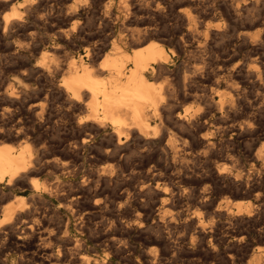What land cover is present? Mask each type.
<instances>
[{
    "label": "bare ground",
    "instance_id": "1",
    "mask_svg": "<svg viewBox=\"0 0 264 264\" xmlns=\"http://www.w3.org/2000/svg\"><path fill=\"white\" fill-rule=\"evenodd\" d=\"M127 1L130 3L129 0H126V1L123 0V2L125 4H123L121 2L122 3V8H121L122 12H121V14H118L116 16H112L113 14H111L109 12L110 5H108L107 7L105 6L107 8L105 12L106 13L107 12L110 13V14H108V16L104 15L105 16V19H104L105 21L104 22L106 23V25L108 27H111L110 25H112V24L115 25L116 21H120V26H121L120 28H122L121 34L116 39H114L112 41L111 52H109V53L104 52L103 48H101L97 52H95L92 48H88V49L86 48L84 53H79L76 56L71 57V56H68L66 54V52H65V50L63 48H64V46H67V45L71 44L73 41H75V38L77 37V35L79 33H78V31L75 30L74 25H69V26L68 25L67 26L64 25V26H62L63 25L62 22L63 23L64 22L70 23L71 21H73L75 23V20H73V17L75 16V14H76L75 12H77V10L75 11L73 9H70L69 12L63 11V13L66 12V14H65V18L62 19L61 21H60V19L58 20V19H56L54 17H47V16H45L46 15L45 13H44L45 15H43V16H45L44 19H42V17L41 18L38 17L37 20L38 21L40 20L39 22L42 21L44 27L49 26L50 29H51V33H49L50 34L49 37L46 38V41H50L51 43L50 44H46V42L44 40H42V38L41 39L38 38L37 34L34 33V31H28L27 32L28 27L30 25V24L28 25V21H27V20L30 19V15H29L28 12H29V10L31 8H33L35 6L34 3L29 1L31 3L28 2L29 4L18 5V4H14L13 2H10V0L9 1L8 0H0L1 9L2 8L3 9H7V8L11 9L10 12L3 13V16L1 18V21H0V25L2 26V30H1L2 31V35L1 36H3L5 40H7V38L13 37L14 35H17L18 33H22V32L26 33V36H24L26 41L24 40L25 41L24 43H22L23 41L22 42L20 41L21 44L19 43V45H14L13 43L6 42V46L7 45L12 46L11 48L14 50V52H13L14 53L13 54L14 58H16L17 56H20V55L28 56L30 53H35V52L39 51L41 53V59L36 60V62L31 64V68H30L31 73L33 71L36 72L37 74H39V76L43 77V79L48 80V82H50V84L55 83V81H54L55 77H57L58 75H62L61 82L59 84L55 85V89L60 94V96L64 99L65 104H67L70 109L79 112V115L77 116L76 119L73 117L75 119V121H72V122H74L75 139L74 140L72 139V141H70L68 143H63V144H60L59 146L55 147L54 144L53 145H52V143L49 144L48 141L47 142H45V141L44 142H40V141H38L37 139L34 138V135L32 133L33 130H31L28 127L27 122H26V119H28L29 116H28V118L25 119L24 118L25 116H23V113H22L24 108H26L28 113H30L32 110H34V113L32 115L31 121H33V122L35 120L39 121L38 117L41 114H43L42 112H43L45 107L43 108V106H41L39 104L40 106H36L38 111H35L36 110V109H34L35 108V104H32L30 102V100H29V97H27L25 95V92H26L25 89L18 90V91L13 90V89H9L8 91H6V89L9 88V87H7L6 89L4 88L6 92H4V93H2L0 95V101L4 103L2 108H1V111H0V138L7 139V140H12V141L16 140L18 142L17 145L11 144V143H8V142H1L0 143V196H3L4 194H6V196H10L11 195V196H13L12 198H14V197L16 198L17 195L14 194V193L15 192L17 193V190H21L24 187H28L31 190L30 199H31L32 204H30V205L34 206V211H35V216L37 217V221H38V218H39L40 221H41V224H43V225L45 223H47L49 219L45 220L44 215L42 213H41L42 214L41 215L40 212L37 211L38 209L36 210V205L40 206L41 203H45V201H47V200L49 202H58V204H60V203H62V201H60V200H63L65 202L66 208L69 207V211H70V208H71V209H73L72 212H74L75 211L74 205H76V203H78L80 198L84 197V193L83 192H78V193H76L75 196H71V197L69 195H61V194L58 193V189L60 188V187L58 188L59 182L58 183L56 182L55 184H48V185H46L48 182L46 184H45V182H43V184L41 185V183H38V182L34 181L33 179H35V177L31 178L30 175L33 174V172L36 170V166H38L39 164H43L45 166L51 165V166H53V167H55L57 169L65 170L67 173H71L74 176V175H77L79 172H81L80 169L83 168L84 164H88L89 165L92 162H94L93 160L97 158V156H98L97 153H99V151L101 149H103V151H104V155L102 156V158H107V157H109V158L113 157L114 158V157L117 156L118 153H120V157H122V155L124 156L125 152H127L129 150H133V149L134 150L138 149L137 153L140 156H143V155L147 154L148 152H153V154H155V155L157 154L158 156L163 157L165 160H169L170 163L173 166L183 165L185 163H187V166H188L189 161L197 160V159L198 160L199 159L200 160H204L208 164V163H210L209 161H210L211 156L214 157V154L218 150H221V151L223 150V153H225V154L221 155V156H223L225 159H230V157H229L230 156V153H229L230 151L228 152V150L225 149V147H226L225 144L226 143H224V139H223L225 136H227V135L230 136L229 139H231V140H233L234 138H245V136L251 135L252 132L254 131V129L252 128V125L250 127V126H247V124L243 125V124H235L234 122L232 123V121H231L232 117H231V120H230V116L232 114H230L229 112L232 109V106L236 105L235 103H237L239 101V100L237 102L235 101L236 97H237L235 95V93H237V91H235L236 89H232L231 91L229 90L230 91L229 93L226 92L227 94H229V95H227L228 97H224V95L222 97L219 94L220 97L217 100H215L213 98L214 96L213 97L210 96V98H207L204 95L201 96V94L199 96H197L198 94L197 95H194V94L190 95L189 94L188 96L183 97L180 102H177L178 100L177 101L175 100V97H177V95L174 93V92H176V90L173 89V86L171 87V86H168V85H164L165 83L156 84L155 82L157 80L156 81L154 80L155 82L153 81V78L156 75L161 74L163 72H168V71L171 70L170 64H171L172 60H171L170 56H168L167 53L163 49H161V47H159L160 45L158 46V45L155 44V43H157V41L155 43L154 42L153 43H149V40L151 38V31H153V26L144 25L142 28H138V26H139L138 25L137 28H133L132 27V23L136 24V22H139V21L143 22L142 21L143 20V16H142V18H140V17L137 16L139 13L137 15L132 14L130 12V10H129L131 8V7L129 8V6H128L129 3L126 4ZM142 1L144 3L142 5L143 8H140L141 7L140 6L137 10H139V12L143 11L144 12L143 14H145V16H147V18H148V16L149 17L150 16L153 17V12H154L153 11V9H154L153 8V0H142ZM178 1H180V0H178ZM180 2L178 3V5L180 4ZM253 2H255V0ZM236 3H238V2H236ZM243 3H245V1ZM35 4H36V1H35ZM173 4H174V1H173ZM198 4H199V2H198ZM133 5H135V4H133ZM195 5H196V3H195ZM226 5H228V4H226ZM244 5L246 7L247 3H245ZM252 5H253V3H252ZM37 6H38V4H37ZM228 6H230V5H228ZM47 8H44V11ZM37 9H39V7H37ZM60 9L57 12H60ZM110 9H112V8H110ZM159 9H161V8H159ZM193 9H196V6H195V8L193 7ZM47 10H46V12H47ZM154 10H156V8ZM199 10H200V8H199ZM163 11H165V10H163ZM199 12H201V11H199ZM211 12H212V10H211ZM248 12H250V11L248 10ZM31 13H33V12H31ZM42 14H43V12H42ZM158 14H160V13L158 12ZM176 15H177V13H176ZM194 15H191V14H184L183 15L182 14V16H181L183 24L186 25V29H185L186 33H184L185 34L184 37L186 39L193 38V40L199 41L198 39H200V38L202 39V36L200 35V33L202 31L200 33H198L199 31H197V30H199L198 28L200 27V22L198 21L200 19L197 20L195 18L196 15L195 16ZM34 16H36V15H34ZM56 16H58V15H56ZM111 17H114V18H111ZM178 18H180V17H178ZM33 19H35V18H33ZM95 19H96V17H95ZM144 19H145V17H144ZM114 20H116V21H114ZM60 23L62 25H60ZM176 23H178V22H176ZM136 25H134V26H136ZM39 26H41V25H39ZM80 27L82 29V26H80ZM101 30H103V29H101ZM108 30H110V28ZM183 30H184V28H183ZM45 31H43V32H45ZM107 31H106V33H107ZM84 32H85V29H84ZM110 32H111V30H110ZM193 32H196V33H193ZM206 32H205V34H206ZM94 34H95V32H94ZM91 35H92V33H91ZM240 35H242V34H240ZM110 36L111 35H109L108 38ZM78 38H79V36H78ZM208 38H209V33H208ZM245 38H246V36H245ZM245 38H243V40ZM60 39L64 40V44L62 45L63 47L59 46L60 45V43H59ZM157 39H159V38H157ZM178 39H179V37H178ZM249 40L250 39H248V41ZM208 41H209V39H208ZM184 43H185V40H184ZM197 43H199V42H197ZM203 43H201V45H203ZM240 43H242V42H240ZM96 44H98V43H96ZM261 44H264V43H260V45ZM105 45H107V44H105ZM127 45L134 46V48H133L134 51L131 52V53L127 52L126 51ZM180 45H182V44H180ZM248 45H249V43H248ZM86 46H87V44H86ZM178 47H179V45H178ZM184 48H186V47H184ZM7 49H8V47H7ZM94 49H95V47H94ZM205 50L206 49L204 47V52H205ZM4 51H5V49H4ZM177 51H179V50H177ZM190 51H193V50H190ZM178 53H180V52H178ZM5 55H7V54H5ZM102 56H103V58L101 60H99V58H101ZM206 57H208V56H206ZM209 57L213 58V56H210V55H209ZM4 58L5 57H3V59ZM19 61H20V59H19ZM263 64H264V62H263ZM10 65H9V67H10ZM211 65H212V63H211ZM187 66H188V64H187ZM258 66L259 65H257V67ZM191 68H193V67H191ZM214 69H215V67H214ZM220 69H218L217 71H219ZM229 69H230V67H229ZM211 70H213V69H211ZM225 70H226V68H225ZM259 70H260V67H259ZM202 71L204 72V70H202ZM253 72H255V71H253ZM256 72H258V71L256 70ZM25 73H27V71ZM195 73H196V71H195ZM230 73H231V71H230ZM199 74H200V72H199ZM246 74H247V72H246ZM249 74H251V72H249ZM249 74H247V75H249ZM254 74H252V76ZM258 74L260 75V73H258ZM197 75H198V73H197ZM200 75H202V74H200ZM210 75L211 74H209V76ZM217 75H218V73H217ZM159 76H161V75H159ZM228 77H229V75H228ZM260 77H261V75H260ZM183 81H184V79H183ZM206 81H208V79ZM166 82H167V80H166ZM168 82H170V81H168ZM212 82H213V78H212ZM183 83L184 82H182V84ZM231 83H232V81H231ZM166 84H168V83H166ZM174 84H175V82H174ZM216 85H215V87H216ZM228 85H229V83H228ZM232 85H234V84H232ZM12 86L14 87V84ZM41 86H42V84H41ZM43 86H44V83H43ZM15 87H17V86H15ZM178 87L179 86L177 85L176 88H178ZM233 87L234 86H232V88ZM260 87H261V85H260ZM181 88H184V86L181 87ZM195 88H196V86H195ZM198 88H199V86H198ZM213 88H214V86H213ZM219 88H221V87H219ZM212 90L213 89L211 88V91ZM178 91L179 90H177V92ZM183 91H184V89H183ZM209 91H210V89H209ZM208 92H206V93H208ZM216 92H217V90H216ZM186 93H188V92H186ZM210 94H212V93L210 92ZM45 95H47V94H45ZM53 95H55V94L53 93ZM34 99H36V98H34ZM188 100H192V102H197V107L194 108V107L184 106V103L186 101H188ZM207 100L210 101L209 107H206L207 109H202V105L201 104L202 103L204 104V101L206 102ZM44 101H45V99H44ZM61 102H62V100H61ZM240 102L243 103L241 100H240ZM240 102H238V103H240ZM46 104L47 103H45V105ZM61 104H63V103H61ZM203 108H205V107H203ZM263 108H264V106H263ZM259 109L261 110V108H259ZM61 111H60V113H61ZM223 113H225L226 116H222ZM62 114H64V113H62ZM233 114H235V113H233ZM216 115L219 116V118H218L219 122H215L216 119H214V118L216 117ZM236 115L237 114H235V116ZM68 117H69V115H68ZM55 118H56V116H55ZM49 119H51V117ZM235 119H234V121H235ZM55 123L57 124L58 122H55ZM251 124H252V122H251ZM57 128H56V130H57ZM179 128L184 130V133L182 132V135H180V136H182L181 138H180L179 135L176 136V134H177L176 130L177 129L179 130ZM51 130H54V129H51ZM203 130H204V132H202ZM97 136H100V143H99L100 145L99 146L95 145V143H91V141ZM178 137H179L180 140L178 139ZM70 139H71V137H70ZM253 139H254V137H253ZM39 140H41V139H39ZM248 140H249V138H248ZM4 141H6V140H4ZM233 144H234V142H233ZM195 146H199L200 149L199 150H195L194 149ZM263 147L264 146H261L260 148L256 149L255 152L252 154V158L256 162L254 164H259L261 161L264 162V149H263ZM245 148H247V147H245ZM233 150L234 149H232V151ZM217 153H216V155H217ZM218 155H219V153H218ZM136 156L137 155H135V157ZM67 157H72L74 160L72 159V162H70L67 159ZM132 157H134V156L132 155ZM147 157H148V155H147ZM220 158H222V157H220ZM128 159H129V157H128ZM79 160H80V163L77 165V161H79ZM129 160H127V161H129ZM135 160H137V159H135ZM159 160H160V158H159ZM234 160H235V158H234ZM230 161H231V159H230ZM236 161L238 162L239 160H235V162ZM219 163H220V161H219ZM99 164H100V162H99ZM141 164H142V162H141ZM107 165H108V163H107ZM110 165L111 164H109V166ZM113 165L114 164H112V166ZM226 165H228V164H226ZM231 166H229V167H231ZM233 166H236V165H233ZM200 167H202V166L200 165ZM206 167H209V166H206ZM226 167L219 166L218 168H211L208 171H209V174L212 176V178L219 179L220 181L222 180V181L226 182L227 184L234 185L236 187V189H237V187H244L245 191L240 193V195H244V196L245 195H250L251 196L252 192L254 191L255 188H257V187L259 188V186L264 185V180L263 179L262 180L261 179H257V181L256 180H255V182L253 181L254 183H251L253 177H252L251 171H249V170L244 171L245 170L244 169V170H240L239 171V170H235L232 167L231 168H228V166H226ZM242 167H244V166L242 165ZM111 168H109L106 165H103V166L100 165V167L89 168L85 173H83L81 175V182H79V183H81V187H80L81 190L80 191L89 190L90 187L95 182L99 183V182H102L105 179H107V180L111 179L113 176L115 178L118 177L119 176L118 171L116 172V171L113 170V168L112 169ZM197 168H196V170H197ZM170 169H171V167H170ZM161 171H162V167L158 166L157 164L153 165L151 167L149 166V168H147L145 170H143V168H135V167L130 169V170H128L125 167L124 170L120 171L121 173H125L126 177L129 178L130 180H132V182L134 184L131 186V188L126 189V192H124L125 193V196H124L125 197V203H124L125 206H123L122 209H118L119 210L118 214L113 215V217L110 219V222H109V220H107L109 222V225L101 233V236H100V238H104V243L105 244H104L103 247L109 248L116 257H119L120 259H122V262H121L122 264H155L156 261H154V257H153V251H154L153 250L154 249L153 246L150 247V245H149L148 246L149 248H147V249L136 248L137 246L133 247L132 246V242H131V234H133V233L142 234L143 232L144 233L145 232L146 233L147 232L154 233V235L151 236V237H148V238L145 237L146 239L144 240L143 244H151L153 242H156V243H164L165 245H168L169 244L168 240H167L168 236L166 237V235L162 231V228L168 227V226H171V225H172V227H173V225H174V227L175 226L178 227V225H181V224H184V223L185 224H191V223L193 224V223H195V225H196L195 231H196L197 236H202V238H207L208 239V243L206 245V248H207V250L211 251L212 254H215V257H216V255H220L225 260L224 262L227 263V264L228 263L232 264L237 257H239L238 261H242V260L246 259L249 248L247 249V245H246L247 243H246V240L244 238V234H243V237H240V238L235 237L234 235H233L234 237L232 236L233 239H232V242L230 244L232 245V247H234L233 248V252L232 251L231 252L228 251V253H225V252L222 251V249L220 247H221V244H222L224 239L223 238H220V239L217 238V228H219L218 226H221L219 224L218 220L220 218L224 217V218H226V219H228L230 221H234V223H239V224L242 223L244 220H247V221L248 220H253L258 215V213L262 209H264V196L260 192H255V193H253V196H252L253 200L251 199L252 200L251 202L250 201L243 202L241 200L237 201V199H236V201H233L234 200L233 199L232 200L233 202L229 203L228 201L226 202L224 200L225 202H223V201L220 200L221 202H219L218 204L215 203L216 205H214L215 207H214L213 211L211 210L212 212H208L209 210L206 208V203L209 202V201L211 202V200H209V201L207 200V202H203L202 203L203 211H200V212L199 211H194V212H199L198 214L188 215V216L182 218L183 216H181V214H182L181 213V214H177V216L173 215V217L175 216L176 219H172V218L167 217L166 214H165V212H166L165 211V206H166V201L168 199L167 193L165 191V189L167 187L166 186L167 184L164 181V178H163V175H162ZM178 173H181V172H178ZM192 173H194L193 170H192ZM205 173H206V171H205ZM171 175H174V174H171ZM256 175H257V173H256ZM258 175H259V173H258ZM258 175H257V177H258ZM56 176H57V174H56ZM140 176L143 177L142 180H138L139 179L138 177H140ZM191 176H193V174ZM56 179H58V178H56ZM59 179H61V178H59ZM189 179H190V177H189ZM112 181L114 182L116 180L112 179ZM105 182L106 181H104V184H105ZM107 183H109V182H107ZM173 183H175V182H173ZM65 184H67V183H65ZM97 184H95V185L97 186ZM219 184H221V183H219ZM191 186H189V187H191ZM168 187H169V185H168ZM208 187H209V185H208ZM170 188H171V186H170ZM232 188H234V187H232ZM203 189H205V188H203ZM226 189H227V187H226ZM150 190H154L155 192L161 194V198H162V201H159V202H162V203H161L160 207L157 209V211H155V212H153V206L152 205L149 206L151 203L150 204L148 203L149 207H145L141 203L143 198L146 196V194H148L150 192ZM260 190H261V187H260ZM94 191H96V190H94ZM61 192H63V191H61ZM205 192H207V191H205ZM88 193H90V192H88ZM187 194H188V192H187ZM196 194H197V192H196ZM180 195H181V193L179 194V197H181ZM202 195H204V194H202ZM207 195H208V193H207ZM21 197L22 196H20V198L18 197L16 199H14L13 201L9 200V201H12V202H10L8 204H4V206L1 205L2 207L0 208V239H2V236H3V238H4L3 240H5L7 238L9 240H11L12 236H13L12 235L13 234L12 233L13 230H15V229L17 230V228H18L17 224L22 222L21 225L19 226V230L22 233H25V234L28 235L27 240L24 241V239H23V241H22L23 242V244H22L23 248L22 249H25V251L27 253H29L30 261L33 264H108V263H110V262H108V259H106V257H107L106 255H105L104 258H99V257H95V256L91 255L90 254L91 252L89 253L90 248L87 247V244H85L87 241H85L84 238L77 237L78 236L77 234H74L75 236L73 237V239H72V237L68 236V240H70V241L72 240V243H73L72 248L71 247L67 248L66 246L60 247V245H56L57 251L58 252L61 251L62 253L60 252L61 255L60 256L58 255V256H56L54 258L52 256V253H48L51 250V249H49L48 246L34 243L35 238L38 239V240L44 241V242L47 240V242H48V241L51 240V237L53 235L50 236L49 233H48L47 236H42V233H41L42 230H41V232L39 231V227L40 226L39 227L37 226V224L33 221L34 219L26 221L25 216L30 215L32 209H31L30 205H25L24 204V201H23V199H21ZM135 198H138V199L140 198V202L137 203L135 201L136 204H134L135 202L133 203V201H134ZM200 198H202V197H200ZM5 199H6V197H5ZM120 199H121V196H120ZM189 199H191V198H189ZM192 199H193L192 201H194L193 197H192ZM229 199H231V198H229ZM96 200H94V201H96ZM119 201H121V200H119ZM149 201H150V199H149ZM144 202L146 204L147 201L144 200ZM167 202L169 203V200ZM171 203H169V205ZM28 204H29V202H28ZM95 204L96 203H94V205ZM180 206L182 207V205H179V207ZM42 207H43V204H42ZM83 208H82V210H83ZM170 208L166 207V209H170ZM187 209H188V207H187ZM194 209H196V208H194ZM47 210H48V208H47ZM78 210L80 211V209H78ZM155 210H156V208H155ZM174 210H176V209H174ZM178 211H180V210H178ZM79 214H80V218L83 219V217L85 215L81 214V213H79ZM168 214H170V213H168ZM174 214H175V212H174ZM209 216H210L211 219L208 220V221H211V224L209 226H207V224H209L208 221H207V218ZM54 218H55V215H54ZM100 219H99V221H100ZM67 220H68V218H67ZM86 221H87V219H86ZM230 221H229V223H230ZM91 222L92 221H90V223ZM48 223L50 225V222H48ZM64 224H67V223L64 222ZM64 224H62V225H64ZM57 225H59V224L57 223ZM105 225H107V224H105ZM187 226H186V228L189 229V227H187ZM74 227L77 229L79 234L82 233V232H85V228L86 227H85L84 223H80V221H79V223L77 222L76 225H74ZM46 228H48V227H46ZM59 228H60V226H59ZM61 228H62V226H61ZM165 229L167 230L169 228H165ZM218 230H220V229H218ZM117 231L120 232V234L122 236L123 235L124 236L123 237H121V235L120 236H116L115 233ZM186 231L184 229V232H186ZM237 231H240V228H238ZM259 231L260 232H264V225L259 228ZM164 232H166V231H164ZM177 232H180V230L177 231ZM99 233H100V231H99ZM169 234L174 236V233L170 232ZM240 234H242V233H240ZM62 235H64V236L68 235L67 225H65V229L63 230V234ZM180 237L177 236L176 238L179 239ZM221 237H223V236H221ZM189 238H190V236H189ZM189 238H187V239H189ZM17 239H19V238L17 237ZM191 239H192V237H191ZM13 240H15V239H13ZM57 240H58V238H57ZM176 241H178V240H176ZM171 242H175V241L171 240ZM204 242H206V241H204ZM204 242H203V244H204ZM133 243H134V241H133ZM177 243H175V244H177ZM199 243H200V241H199ZM263 243H264V241H263ZM3 244H5V243H3ZM134 244H136V243H134ZM172 244H170V245H172ZM142 246H139V247H142ZM177 246H179V245H177ZM180 247H182V245ZM172 248H174V247H172ZM202 248H204V247H202ZM187 249H188V247H187ZM110 250H109V252H111ZM186 250H185V252H186ZM241 250H242V252H241ZM1 251H2V249L0 248V254H1ZM72 251H74V252H72ZM165 251H167V250H165ZM199 251H200V249H199ZM188 253H190V252H188ZM106 254H108V253H106ZM173 258L174 257H172V259ZM179 258H180V261H181V257H179ZM191 258H193V257H191ZM12 261H14V260H12ZM170 261H171V259H170ZM170 261H168V262H170ZM248 262H250L249 264H264V247H260L258 249L253 250L251 252V255H250V261H248ZM185 264H186V262H185ZM188 264H189V262H188ZM216 264H217V262H216ZM219 264H221V263H219Z\"/></svg>",
    "mask_w": 264,
    "mask_h": 264
},
{
    "label": "rangeland",
    "instance_id": "2",
    "mask_svg": "<svg viewBox=\"0 0 264 264\" xmlns=\"http://www.w3.org/2000/svg\"><path fill=\"white\" fill-rule=\"evenodd\" d=\"M9 1V0H8ZM34 3V7L29 10V15L30 19L28 21V31H34V33L37 34L38 38H42L46 42V44H50V41H46V38L49 37V33H51V29L49 26L44 27L43 22H39L37 19L38 17H42V19L47 17H54L56 19H62L65 18L66 12H69L70 9L77 10L75 12V16L73 17V20H75V23L71 21L70 23L62 22L60 25L62 26H69V25H74V28L76 31H78V35L75 38V41H73L71 44L64 46V50L68 56H76L79 53H84L85 49L87 48H92L95 52L100 50L101 48L104 49V52H111L112 48V41L116 39L122 32V28H120V21H116V24L110 25L111 27H108L106 23L104 22L105 16L108 14H113L112 16H116L118 14H121V8H122V3L123 0H10V2H13L14 4L18 5H25L29 4L31 2ZM36 1V4H35ZM43 1V2H42ZM69 1V2H68ZM71 1V2H70ZM126 1V0H124ZM130 3L127 1L126 4L129 6V10L132 14L137 15L138 17L142 18L143 16V22H136L132 23L133 28H142L144 25H150L153 26V31H151V38L149 40V43H155L156 45H160L161 49H163L168 56H170L172 62L170 64L171 70L168 72H163L161 74L156 75L153 78V81L157 80L155 83L156 84H163L168 85V86H173V89L179 90L177 93L174 92L177 97H175V100L177 102H180L183 97L190 95H197L199 96H205L207 98H210V96H214L213 98L217 100L220 96L219 94L223 97H228L227 93H229L232 89H236L237 93H235L236 97V102H240V100L243 103H235L236 105L232 106V109L230 110V120L232 117V123L234 122L235 124H247V126L252 125V128L254 131L252 132L251 135L245 136V138H234L233 140L229 139L230 136H225L224 143L225 144V149L228 150L230 153V159H225L223 156L225 153H223V150H218L214 154V157L211 156L210 158V163H206L204 160H191L188 163L183 164V165H177L173 166L169 160H165L163 157L158 156L157 154H153V152H148L147 154L140 156L137 150H129L124 153V156L120 157V153L117 154L116 157H107V158H102L104 155L103 149L97 153V158L94 159L91 164H84L83 168L80 169L81 172H79L77 175L67 173L65 170L57 169L51 165L45 166L43 164H39L36 166V170L33 172V174L30 175L31 178L34 181L43 184L45 182L46 185L48 184H55L56 182H59L58 185V193L61 195H69L75 196L76 193L78 192H83L84 197L80 198L78 203L74 205L75 211L69 207L66 208L65 202L63 200L62 203L58 204V202H49L48 200L45 201V203H41V205H36V210L42 213L45 217V220H48L49 223H45L44 225L41 224L40 219L35 216V211H34V206L30 205L32 204L31 199H30V194L31 190L28 187H24L21 190H17V193L15 192L14 194L17 195L16 198L23 199L25 205H30L31 206V213L28 216H25L26 221L32 220L37 224L39 227V231L41 232L42 230V236H47L49 233L51 237V240L47 242V240L41 241L35 238L34 243L40 244V245H46L51 249L48 253H52V256L55 258L56 256H60L61 253L57 251L56 245H60V247L66 246L67 248H72V240H68L69 237L75 236L74 234H77V237L84 238L85 241H87L85 244H87V247L90 248L89 253L95 257L99 258H104L105 255L107 256L106 259H108V264H122V259L119 257H116L113 252L104 246V238H100L101 233L107 228L109 225L110 219L113 217V215L118 214L119 210L122 209L123 206H125V193L126 189L131 188V186L134 184L132 180L126 177L125 173H121L120 171L124 170L125 167L130 170L132 168H143V170L149 168V166L153 165H158L162 167V175L164 178L165 183L167 184L166 186L169 187L165 189L169 203L166 201V206H165V214L167 217L176 219L175 216L177 214H181L183 216L182 218L188 216V215H194L198 214L200 211H203L202 209V203L207 202V200H211V202L206 203V208L209 210L208 212H212L214 209V205L218 204L219 202H233V201H243V202H248L253 200V193L255 192H260L264 196V185L259 186V188H255L254 191L252 192V195H240V193L245 191L244 187H236L231 184H227L224 181H220L219 179H214L212 176L209 174V171L211 168H218L219 166L226 167L228 168H234L235 170H249L252 173V181L251 183H254L255 180L257 179H263L264 180V162L261 161L259 164H254L256 163L255 160L252 158V154L255 152L256 149L260 148L261 146H264V1L263 0H153V17L147 18L145 14H143V11L137 10L140 6V8H143L142 5L144 4L142 0H129ZM142 1V2H141ZM156 1V2H155ZM171 1V2H170ZM174 1V4H173ZM247 3V6L245 7V3ZM247 1V2H246ZM29 2V3H28ZM47 2V3H46ZM58 2V3H57ZM75 2V3H74ZM78 2V3H77ZM109 2V3H108ZM122 2V3H121ZM180 4L178 5V3ZM199 2V4H198ZM238 2V3H236ZM251 2V3H250ZM261 2V3H260ZM108 3V4H107ZM142 3V4H141ZM160 3V4H159ZM186 3V4H185ZM194 3V4H193ZM196 3V5H195ZM221 3V4H220ZM253 3V5H252ZM38 4V6H37ZM48 4V5H47ZM70 4V5H69ZM135 4V5H133ZM184 4V5H183ZM192 6H191V5ZM230 6H228V5ZM240 4V5H239ZM53 5V6H52ZM74 5V6H73ZM110 5L109 12L106 11V7ZM168 5V6H167ZM175 5V6H174ZM225 5V6H224ZM252 5V6H251ZM259 5V6H258ZM44 6V7H43ZM50 6V7H49ZM106 6V7H105ZM136 6V7H135ZM173 8H172V7ZM196 9H193V7ZM233 6V7H232ZM237 8H236V7ZM257 6V7H256ZM39 7V9H37ZM48 7V8H47ZM59 7V8H58ZM72 7V8H71ZM105 7V8H104ZM135 7V8H134ZM242 7V8H241ZM249 7V8H248ZM36 8V9H35ZM44 8H47L44 11ZM61 8V9H60ZM68 10H67V9ZM161 8V9H159ZM165 8V9H164ZM171 8V9H170ZM200 8V10H199ZM210 8V9H209ZM33 9V10H32ZM60 12H57L59 11ZM247 9V10H246ZM11 9H1L0 7V21L3 16V13L5 12H10ZM87 10V11H86ZM165 10V11H163ZM208 10V11H207ZM212 10V12H211ZM248 10L250 12H248ZM43 14H42V12ZM63 11H66L63 13ZM91 11V12H90ZM101 11V12H100ZM156 11V12H155ZM160 14H158V12ZM201 11V12H199ZM2 12V13H1ZM33 12V13H31ZM38 12V13H37ZM41 12V13H40ZM51 12V13H50ZM53 12V13H52ZM134 12V13H133ZM172 12V13H171ZM190 12V13H189ZM46 15H45V14ZM56 13V14H55ZM78 13V14H77ZM106 13V14H105ZM162 13V14H161ZM172 15H171V14ZM177 13V15H176ZM200 13V14H199ZM221 13V14H220ZM182 14H191V15H196V19L200 22V27L198 28L200 35L202 36V39H198L199 41L193 40V38L186 39L184 37V33H186V25L183 24L182 21ZM203 14V15H202ZM236 14V15H235ZM238 14V15H237ZM240 14V15H239ZM248 14V15H247ZM36 15V16H34ZM42 15V16H41ZM45 15V16H43ZM58 15V16H56ZM60 15V16H59ZM91 15V16H90ZM101 15V16H100ZM105 15V16H104ZM194 15V16H195ZM200 15V16H199ZM78 16V17H77ZM103 16V17H102ZM157 16V17H156ZM226 16V17H225ZM76 17V18H75ZM80 17V18H79ZM96 17V19H95ZM145 17V19H144ZM180 17V18H178ZM198 17V18H197ZM201 17V18H200ZM35 18V19H32ZM114 18V17H111ZM150 18V19H149ZM178 18V19H177ZM98 19V20H97ZM202 19V20H201ZM35 20V21H34ZM149 20V21H148ZM98 21V22H97ZM263 21V22H262ZM79 22V23H78ZM102 22V23H101ZM178 22V23H176ZM118 23V24H117ZM153 23V24H152ZM176 23V24H175ZM228 23V24H227ZM248 23V24H247ZM32 24V25H31ZM41 26H39V25ZM76 24V25H75ZM105 24V25H104ZM136 26H134V25ZM170 24V25H169ZM202 24V25H201ZM157 25V26H156ZM245 25V26H244ZM35 26V27H34ZM82 26V29L81 27ZM114 26V27H113ZM175 26V27H174ZM80 27V28H79ZM84 27V28H83ZM102 27V28H101ZM105 27V28H104ZM36 30H35V29ZM96 28V29H95ZM110 28V30H108ZM184 28V30H183ZM85 29V32H84ZM98 29V30H97ZM103 29V30H101ZM120 29V30H119ZM202 29V30H201ZM207 29V30H206ZM2 26L0 25V95L9 89L13 90H22L25 89V95L29 97V100L32 104H35V111H38L36 106H43V114H41L38 119L39 121H31L32 115L34 113V110H32L30 113L27 112L26 108L23 109V116L24 118H29L26 119L28 127L33 130L32 133L34 135V138L37 139L40 142H47L49 144L52 143L54 146H59L60 144L63 143H68L72 141V139H75V129H74V122L77 116L79 115L78 111H74L68 107L67 104H65L64 99L60 96V94L56 91L55 85L59 84L61 82V77L62 75H58L55 77L54 81L55 83L50 84L48 80L43 79V77L39 76L36 72L30 71L31 64L36 62V60L41 59V53L35 52V53H30L28 56H15L14 58V50L11 48L12 46L7 45L6 42L8 43H13L14 45H19L24 43L26 41L25 37L26 33H18L17 35H14L13 37L7 38V40L4 39L2 35ZM46 30V31H45ZM48 30V31H47ZM80 30V31H79ZM107 33H106V31ZM220 30V31H219ZM234 30V31H233ZM45 31V32H43ZM103 31V32H102ZM156 31V32H155ZM207 31V32H206ZM83 32V33H82ZM95 32V34H94ZM113 32V33H112ZM206 32V34H205ZM261 32V33H260ZM45 33V34H44ZM92 33V35H91ZM97 33V34H96ZM196 33V32H193ZM208 33H209V38H208ZM212 33V34H211ZM223 33V34H222ZM20 34V35H19ZM204 34V35H203ZM215 34V35H214ZM242 34V35H240ZM104 35V36H103ZM111 35L109 38L108 36ZM240 35V36H239ZM246 38H245V36ZM79 36V38H78ZM84 36V37H83ZM92 38H91V37ZM107 36V37H106ZM155 36V37H154ZM157 36V37H156ZM206 36V37H205ZM173 37V38H172ZM179 37V39H178ZM211 37V38H210ZM263 37V38H262ZM81 38V39H80ZM106 38V39H105ZM159 38V39H157ZM243 38H245L243 40ZM13 39V40H12ZM154 39V40H153ZM166 39V40H165ZM209 39V41H208ZM248 39H250L248 41ZM25 40V41H24ZM86 40V41H85ZM106 40V41H105ZM170 40V41H169ZM179 40V41H178ZM185 40V43H184ZM21 41V42H20ZM103 41V42H102ZM105 41V42H104ZM187 41V42H186ZM246 43H245V42ZM263 41V42H262ZM109 42V43H108ZM182 42V43H181ZM191 42V43H190ZM199 42V43H197ZM204 42V43H203ZM242 42V43H240ZM59 43L61 47L64 44V40L60 39ZM98 43V44H96ZM104 43V44H103ZM203 43V45H201ZM210 43V44H209ZM238 43V44H237ZM249 43V45H248ZM74 44V45H73ZM87 44V46H86ZM107 44V45H105ZM182 44V45H180ZM241 44V45H240ZM246 44V45H245ZM253 44V45H252ZM258 44V45H257ZM3 45V46H2ZM5 45V46H4ZM102 45V46H101ZM179 45V47H178ZM106 46V47H105ZM181 46V47H180ZM188 46V47H187ZM199 48H198V47ZM203 46V47H202ZM213 46V47H212ZM8 47V49H7ZM85 47V48H84ZM95 47V49H94ZM179 49H178V48ZM186 47V48H184ZM201 47V48H200ZM204 47H205V52H204ZM97 48V49H96ZM134 46L127 45L126 51L131 53L134 51ZM261 48V49H260ZM5 49V51H4ZM67 49V50H66ZM208 49V50H207ZM211 49V50H210ZM179 50V51H177ZM193 50V51H190ZM199 50V51H198ZM228 50V51H227ZM9 51V52H8ZM68 51V52H67ZM180 52V53H178ZM190 52V53H189ZM210 52V53H209ZM184 53V54H183ZM197 53V54H196ZM212 53V54H211ZM215 53V54H214ZM7 54V55H5ZM181 54V55H180ZM11 57H10V56ZM13 55V56H12ZM37 55V56H36ZM179 55V56H178ZM192 55V56H191ZM200 55V56H199ZM210 56H213L211 59ZM235 55V56H234ZM191 56V57H190ZM199 56V57H198ZM208 56V57H206ZM3 57H5L3 59ZM20 57V58H19ZM206 57V58H205ZM233 57V58H232ZM236 57V58H235ZM99 58V60H101ZM3 59V60H2ZM20 59V61H19ZM202 59V60H201ZM7 60V61H6ZM11 60V61H10ZM16 60V61H15ZM204 60V61H203ZM213 60V61H212ZM263 62H262V61ZM15 61V62H14ZM25 61V62H24ZM203 61V62H202ZM10 62V63H9ZM14 62V63H13ZM199 62V63H198ZM207 62V63H206ZM215 62V63H214ZM217 62V63H216ZM9 63V64H8ZM212 63V65H211ZM224 63V64H223ZM11 64V65H10ZM188 64V66H187ZM190 64V65H189ZM195 64V65H194ZM215 64V65H214ZM256 64V65H255ZM10 65V67H9ZM222 65V66H221ZM245 65V66H244ZM257 65H259L257 67ZM202 66V67H201ZM207 66V67H206ZM26 67V68H25ZM190 67V68H189ZM193 67V68H191ZM215 67V69H214ZM223 67V68H222ZM230 67V69H229ZM260 67V70H259ZM262 67V68H261ZM4 68V69H3ZM6 68V69H5ZM28 68V69H27ZM186 68V69H185ZM195 68V69H194ZM205 68V69H204ZM207 68V69H206ZM219 71H217L218 69ZM226 68V70H225ZM243 68V69H242ZM8 69V70H7ZM192 69V70H191ZM194 69V70H193ZM200 69V70H199ZM213 69V70H211ZM223 69V70H222ZM232 69V70H231ZM25 70V71H24ZM204 70V72L202 71ZM222 70V71H221ZM225 70V71H224ZM236 70V71H235ZM242 70V71H241ZM256 70L258 72H256ZM27 71V73H25ZM172 71V72H171ZM187 71V72H186ZM196 71V73H195ZM216 71V72H215ZM231 71V73H230ZM255 71V72H253ZM260 71V72H259ZM263 71V72H262ZM170 72V73H169ZM202 74L200 75L199 74ZM206 72V73H205ZM249 72H251V74ZM21 73V74H20ZM174 73V74H173ZM185 73V74H184ZM198 73V75H197ZM218 73V75H217ZM224 73V74H223ZM255 73V74H254ZM260 73V75L258 74ZM168 74V75H167ZM187 74V75H186ZM195 76H194V75ZM209 74H211L209 76ZM232 76H231V75ZM252 74H254L252 76ZM27 75V76H26ZM161 75V76H159ZM163 75V76H162ZM167 75V76H166ZM214 75V76H213ZM217 75V76H216ZM229 75V77H228ZM251 75V76H250ZM259 75V76H258ZM26 76V77H25ZM30 76V77H29ZM39 76V77H38ZM185 76V77H184ZM193 76V77H192ZM224 76V77H223ZM162 77V78H161ZM171 77V78H170ZM173 77V78H172ZM180 77V78H179ZM203 77V78H202ZM226 77V78H225ZM260 77V78H259ZM19 78V79H18ZM37 78V79H36ZM178 78V79H177ZM213 78V82H212ZM221 78V79H220ZM232 78V79H231ZM260 80H259V79ZM27 79V80H26ZM34 79V80H33ZM167 82H166V80ZM184 79V81H183ZM190 79V80H189ZM192 79V80H191ZM208 79V81L206 80ZM215 79V80H214ZM217 79V80H216ZM36 80V81H35ZM225 80V81H224ZM47 81V82H46ZM170 81V82H168ZM172 81V82H171ZM219 81V82H218ZM229 81V82H228ZM232 81V83H231ZM235 81V82H234ZM36 82V83H35ZM161 82V83H160ZM175 82V84H174ZM177 82V83H176ZM180 82V83H179ZM182 82H184L182 84ZM195 82V83H194ZM218 84H217V83ZM31 83V84H30ZM44 83V86H43ZM46 83V84H45ZM168 83V84H166ZM173 83V84H172ZM229 83V85H228ZM255 83V84H254ZM14 84V87L10 85ZM40 84V85H39ZM42 84V86H41ZM171 84V85H170ZM216 87H215V85ZM234 84V85H232ZM236 84V85H235ZM31 85V86H30ZM36 85V86H35ZM177 85L179 86L178 88ZM181 85V86H180ZM234 86L232 88V86ZM261 85V87H260ZM6 86V87H5ZM17 86V87H15ZM54 86V87H53ZM184 88H181L183 87ZM196 86V88H195ZM199 86V88H198ZM214 86V88H213ZM227 86V87H226ZM254 88H253V87ZM3 87V88H2ZM9 87V88H7ZM28 87V88H27ZM175 87V88H174ZM206 87V88H205ZM210 87V88H209ZM218 87V88H217ZM230 87V88H229ZM6 91H5V89ZM28 90H27V89ZM50 88V89H49ZM211 88L213 89L211 91ZM240 88V89H239ZM256 88V89H255ZM258 88V89H257ZM261 88V89H260ZM184 89V91H183ZM187 89V90H186ZM196 89V90H195ZM207 89V90H206ZM210 89V91H209ZM4 90V91H3ZM36 90V91H35ZM54 90V91H53ZM174 90V91H175ZM193 90V91H192ZM199 90V91H198ZM206 90V91H205ZM215 90V91H214ZM217 90V92H216ZM220 90V91H219ZM230 90V91H229ZM2 91V92H1ZM50 91V92H49ZM56 91V92H55ZM188 93H186V92ZM209 91V92H208ZM222 91V92H221ZM234 91V92H235ZM196 92V93H195ZM201 92V93H200ZM208 92V93H206ZM210 92L212 94H210ZM227 92V93H226ZM28 93V94H27ZM38 93V94H37ZM52 93V94H51ZM53 93L55 95H53ZM222 93V94H221ZM35 94V95H34ZM44 94V95H43ZM47 94V95H45ZM50 94V95H49ZM182 94V95H181ZM185 94V95H184ZM216 95V96H215ZM263 95V96H262ZM54 96V97H53ZM56 96V97H55ZM39 97V98H38ZM45 97V98H44ZM49 97V98H48ZM36 98V99H34ZM47 98V99H46ZM52 98V99H51ZM58 98V99H57ZM45 99V101H44ZM42 100V101H41ZM62 100V102H61ZM36 101V102H35ZM48 101V102H47ZM50 101V102H49ZM55 101V102H54ZM41 102V103H40ZM47 103L45 105V103ZM57 102V103H56ZM59 102V103H58ZM192 100H188L184 103V106H189V107H197V102H192ZM249 102V103H248ZM256 102V103H255ZM53 103V104H52ZM63 103V104H61ZM3 102L0 101V111L3 106ZM38 104V105H37ZM40 104V105H39ZM50 104V105H49ZM56 106H55V105ZM189 104V105H188ZM208 104V105H207ZM59 105V106H58ZM61 105V106H60ZM195 105V106H194ZM202 109H207L206 107H209L210 101L207 100L206 102L204 101V104L202 103ZM239 105V106H238ZM49 106V107H48ZM51 106V107H50ZM205 107V108H203ZM247 107V108H246ZM261 108V110L259 109ZM263 108V109H262ZM67 111H66V110ZM70 109V110H69ZM235 111H234V110ZM48 110V111H47ZM53 110V111H52ZM63 112H62V111ZM57 111V112H56ZM61 111V113H60ZM65 111V112H64ZM262 111V112H261ZM70 112V113H69ZM55 113V114H54ZM64 113V114H62ZM237 114L235 116V114ZM25 114V115H24ZM62 114V115H61ZM43 115V116H42ZM52 115V116H51ZM54 115V116H53ZM69 115V117H68ZM263 115V116H262ZM51 119H49L50 117ZM56 116V118H55ZM59 116V117H58ZM222 116H226L225 113H223ZM49 117V118H48ZM75 119H74V118ZM60 118V119H59ZM219 116L216 115L214 119L215 122H219ZM236 118V119H235ZM235 119V121H234ZM250 120V121H249ZM58 122L57 124L55 122ZM71 121V122H70ZM248 121V122H247ZM32 122V123H31ZM247 122V123H246ZM252 122V124H251ZM35 123V124H34ZM32 126H31V125ZM51 124V125H50ZM55 124V125H54ZM72 125V126H71ZM261 125V126H260ZM39 126V127H38ZM44 126V127H43ZM48 126V127H47ZM55 126V127H54ZM61 126V127H60ZM65 126V127H64ZM33 127V128H32ZM42 129H41V128ZM58 127V128H57ZM256 127V128H255ZM57 128V130H56ZM61 128V129H60ZM70 128V129H69ZM54 129V130H51ZM71 131V132H70ZM177 134L176 136L182 135V132L184 133V130L177 129ZM180 131V132H179ZM53 132V133H52ZM204 132V130L202 131ZM36 133V134H35ZM70 135H69V134ZM39 135V136H38ZM45 135V136H44ZM53 135V136H52ZM67 135V136H66ZM39 137V138H38ZM41 137V138H40ZM66 137V138H65ZM71 137V139H70ZM182 136H180L181 138ZM249 140H248V138ZM252 137V138H251ZM254 137V139H253ZM45 138V139H44ZM233 138V137H232ZM41 139V140H39ZM179 139V137H178ZM248 141H247V140ZM252 139V140H251ZM259 141H258V140ZM6 140V141H4ZM60 140V141H59ZM180 140V139H179ZM229 140V141H228ZM247 142H246V141ZM10 141V142H9ZM254 141V142H253ZM1 142H8L11 144L17 145L18 142L16 140H7V139H2L0 138V143ZM15 142V143H14ZM56 142V143H55ZM229 142V143H228ZM231 142V143H230ZM234 142V144H233ZM250 142V143H249ZM256 142V143H255ZM91 143H95V145L99 146L100 144V136L95 137ZM254 143V144H253ZM229 144V145H228ZM233 146H232V145ZM245 144V145H244ZM249 144V145H248ZM252 146H251V145ZM238 145V146H237ZM247 147V148H245ZM261 145V146H260ZM228 146V147H227ZM230 146V147H229ZM258 146V147H257ZM198 147V148H197ZM233 147V148H232ZM239 147V148H238ZM234 149L232 151V149ZM195 150H199V146L194 147ZM245 149V150H244ZM251 149V150H250ZM264 149V147H263ZM248 150V151H247ZM251 152V153H250ZM101 153V154H100ZM132 153V154H131ZM137 153V154H136ZM221 153V154H220ZM235 153V154H234ZM237 154V155H236ZM132 155L134 157H132ZM135 155H137L135 157ZM148 155V157H147ZM120 158H119V157ZM151 156V157H150ZM234 156V157H233ZM248 156V157H247ZM80 157V156H79ZM99 157V158H98ZM129 157V159H128ZM158 157V158H157ZM222 157V158H220ZM246 157V158H245ZM133 158V159H132ZM148 158V159H147ZM160 158V160H159ZM215 160H213V159ZM239 160L238 162L235 160ZM239 158V159H238ZM67 159L72 162V157H67ZM113 159V160H112ZM137 159V160H135ZM147 159V160H146ZM243 159V160H242ZM246 159V160H245ZM74 160V159H73ZM98 160V161H97ZM116 160V161H115ZM126 160V161H125ZM129 160V161H127ZM140 162H139V161ZM145 160V161H144ZM150 162H149V161ZM222 160V161H221ZM198 163H197V162ZM202 161V162H201ZM217 161V162H216ZM220 161V163H219ZM224 161V162H223ZM100 162V164H99ZM102 162V163H101ZM116 162V163H115ZM128 162V163H127ZM142 162V164H141ZM145 162V163H144ZM166 162V163H165ZM188 162V161H187ZM195 162V163H194ZM213 162V163H212ZM216 162V163H215ZM227 162V163H226ZM231 162V163H230ZM240 162V163H239ZM80 163V160L77 161V165ZM104 163V164H103ZM106 163V164H105ZM108 163V165H107ZM126 163V164H125ZM165 163V164H164ZM200 163V164H199ZM205 163V164H204ZM235 163V164H234ZM239 163V164H238ZM94 164V165H93ZM97 164V165H96ZM99 164V165H98ZM109 164H111L109 166ZM112 164H114L112 166ZM130 164V165H129ZM133 164V165H132ZM162 164V165H161ZM167 164V165H166ZM194 164V165H193ZM198 164V165H197ZM215 164V165H214ZM222 164V165H221ZM228 164V165H226ZM244 167H242V165ZM103 165L108 166L109 168H113L114 171H118L119 176L118 177H112L111 179H105L102 182H95L89 190H81V175L85 173L89 168L92 167H100ZM172 165V166H171ZM200 165L203 167H200ZM232 165V166H231ZM236 165V166H233ZM239 165V166H238ZM132 166V167H131ZM138 166V167H137ZM198 168H197V167ZM209 166V167H206ZM231 166V167H229ZM238 166V167H237ZM241 166V167H240ZM261 166V167H260ZM118 167V168H117ZM120 167V168H119ZM123 167V168H122ZM171 167V169H170ZM183 167V168H182ZM191 167V168H190ZM194 167V168H193ZM237 167V168H236ZM256 167V168H255ZM263 167V168H262ZM42 168V169H41ZM111 168V169H112ZM169 168V169H168ZM193 168V169H192ZM197 168V170H196ZM227 168V167H226ZM239 168V169H238ZM242 168V169H241ZM250 168V169H249ZM254 168V169H253ZM38 169V170H37ZM116 169V170H115ZM122 169V170H121ZM190 169V170H189ZM207 169V170H206ZM54 170V171H53ZM60 170V171H59ZM84 170V171H83ZM192 170L194 173H192ZM206 173H205V171ZM256 170V171H255ZM185 171V172H184ZM202 171V172H201ZM204 171V172H203ZM208 171V172H207ZM253 171V172H252ZM259 171V172H258ZM49 172V173H48ZM181 172V173H178ZM184 173V174H183ZM197 173V174H196ZM201 173V174H200ZM258 177H257V175ZM57 174V176H56ZM65 174V175H64ZM174 174V175H171ZM182 174V175H181ZM193 174V176H191ZM196 174V175H195ZM177 175V176H176ZM40 176V177H39ZM59 176V177H58ZM166 176V177H165ZM169 176V177H168ZM183 176V177H182ZM187 176V177H186ZM202 176V177H201ZM205 178H204V177ZM210 176V177H209ZM190 177V179H189ZM257 177V178H256ZM58 178V179H56ZM61 178V179H59ZM138 180H142L143 177L140 176L138 177ZM185 178V179H184ZM193 178V179H192ZM256 178V179H255ZM112 179L116 181H112ZM166 179V180H165ZM168 179V180H167ZM171 179V180H170ZM192 179V180H191ZM201 179V180H200ZM45 180V181H44ZM124 180V181H123ZM188 180V181H187ZM195 180V181H194ZM219 180V181H218ZM51 183H50V182ZM104 181L105 184H104ZM119 181V182H118ZM168 181V182H167ZM181 181V182H180ZM187 183H186V182ZM199 181V182H198ZM254 181V182H253ZM109 182V183H107ZM126 182V183H125ZM175 182V183H173ZM67 183V184H65ZM73 183V184H72ZM98 183V184H97ZM111 183V184H110ZM116 183V184H115ZM120 183V184H119ZM182 183V184H181ZM190 183V184H189ZM221 183V184H219ZM224 183V184H223ZM44 184V185H45ZM62 184V185H61ZM72 184V185H71ZM97 184V186L95 185ZM104 184V185H103ZM124 184V185H123ZM130 184V185H129ZM174 184V185H173ZM205 184V185H204ZM107 185V186H106ZM191 187H189V186ZM194 185V186H193ZM209 185V187H208ZM211 185V186H210ZM225 185V186H224ZM171 186V188H170ZM183 186V187H182ZM198 186V187H197ZM206 186V187H205ZM220 186V187H219ZM72 187V188H71ZM109 187V188H108ZM116 187V188H115ZM178 187V188H177ZM187 187V188H186ZM211 187V188H210ZM215 187V188H214ZM218 187V188H217ZM227 187V189H226ZM234 187V188H232ZM261 187V190H260ZM80 188V189H79ZM99 188V189H98ZM115 188V189H114ZM170 188V189H169ZM205 188V189H203ZM230 188V189H229ZM168 189V190H167ZM196 189V190H195ZM203 191H202V190ZM220 189V190H219ZM26 190V191H25ZM66 192H65V191ZM76 190V191H75ZM96 190V191H94ZM123 190V191H122ZM239 190V191H238ZM24 191V192H23ZM28 191V192H27ZM63 191V192H61ZM68 191V192H67ZM71 191V192H70ZM92 191V192H91ZM102 191V192H101ZM168 191V192H167ZM171 191V192H170ZM173 191V192H172ZM202 193H201V192ZM207 191V192H205ZM209 191V192H208ZM234 191V192H233ZM238 191V192H237ZM26 192V193H25ZM90 192V193H88ZM121 192V193H120ZM184 192V193H183ZM188 192V194H187ZM194 192V193H193ZM197 192V194H196ZM204 192V193H203ZM215 192V193H214ZM103 193V194H102ZM174 193V194H173ZM181 193V197H179V194ZM201 195H200V194ZM208 193V195H207ZM236 193V194H235ZM91 194V195H90ZM96 194V195H95ZM204 194V195H202ZM229 194V195H228ZM175 195V196H174ZM187 195V196H186ZM192 195V196H191ZM210 195V196H209ZM221 195V196H220ZM115 196V197H114ZM117 196V197H116ZM121 196V199H120ZM157 196V197H156ZM191 196V197H190ZM225 196V197H224ZM244 196V197H243ZM6 197V199H5ZM13 196H6L4 194L3 196H0V208L4 206V204H8L12 202L15 197L12 198ZM108 197V198H107ZM171 197V198H170ZM192 197L194 198V201H192ZM202 197V198H200ZM219 197V198H218ZM231 199H229V198ZM86 198V199H85ZM111 198V199H110ZM191 198V199H189ZM207 198V199H206ZM213 198V199H212ZM92 199V200H91ZM97 199V200H96ZM107 199V200H106ZM116 199V200H115ZM150 199V201H149ZM153 201H152V200ZM160 199V200H159ZM173 199V200H172ZM184 199V200H183ZM189 199V200H188ZM196 199V200H195ZM198 199V200H197ZM217 199V200H216ZM229 199V200H228ZM234 199V200H233ZM244 199V200H243ZM252 199V200H251ZM12 200V201H9ZM30 200V201H29ZM96 200V201H94ZM112 200V201H111ZM121 200V201H119ZM145 201L146 204H145ZM204 200V201H203ZM206 200V201H205ZM221 200V201H220ZM225 200V201H224ZM231 200V201H230ZM233 200V201H232ZM29 204H28V202ZM84 201V202H83ZM99 203H98V202ZM104 201V202H103ZM140 202V198H135L134 202ZM154 203H152V202ZM161 194L155 192L154 190H150L148 194L143 198L141 203L145 207L153 206V212L157 211V209L160 207L162 202ZM171 201V202H170ZM200 201V202H199ZM214 201V202H213ZM47 202V203H46ZM49 202V203H48ZM101 202V203H100ZM103 202V203H102ZM136 202L134 204H136ZM180 202V203H179ZM198 202V203H197ZM64 203V204H63ZM94 203H96L94 205ZM98 203V204H97ZM112 203V204H111ZM123 203V204H122ZM150 205H149V204ZM216 203V204H215ZM43 204V207H42ZM47 204V205H46ZM101 204V205H100ZM210 204V205H209ZM2 205V206H1ZM61 205V206H60ZM109 205V206H108ZM119 205V206H118ZM147 205V206H146ZM149 205V206H148ZM179 205H182V207ZM45 206V207H44ZM86 206V207H85ZM94 206V207H93ZM169 206V207H168ZM213 206V207H212ZM33 207V208H32ZM42 207V208H41ZM56 207V208H55ZM84 207V208H83ZM107 207V208H106ZM111 207V208H110ZM113 207V208H112ZM117 207V208H116ZM170 208V209H166ZM173 207V208H172ZM188 207V209H187ZM41 208V209H40ZM46 208V209H45ZM48 208V210H47ZM83 208V210H82ZM86 208V209H85ZM90 208V209H89ZM105 208V209H104ZM115 208V209H114ZM156 208V210H155ZM191 208V209H190ZM196 208V209H194ZM80 209V211L77 210ZM101 209V210H100ZM111 209V210H110ZM176 209V210H174ZM89 210V211H88ZM99 210V211H98ZM106 210V211H105ZM173 212H172V211ZM180 210V211H178ZM212 210V211H211ZM184 211V212H183ZM194 211H199V212H194ZM47 212V213H46ZM59 212V213H58ZM108 212V213H107ZM175 212V214H174ZM193 212V213H192ZM73 213V214H72ZM75 213V214H74ZM84 214L85 216L80 218V214ZM105 213V214H104ZM110 213V214H109ZM170 213V214H168ZM191 213V214H190ZM41 214V215H42ZM47 214V215H46ZM58 214V215H57ZM79 216H78V215ZM89 214V215H88ZM91 214V215H90ZM32 215V216H31ZM55 215V218H54ZM87 215V216H86ZM112 215V216H111ZM173 215H175L173 217ZM53 216V217H52ZM93 216V217H92ZM96 216V217H95ZM99 216V217H98ZM171 216V217H170ZM74 217V218H73ZM68 218V220H67ZM101 218V219H100ZM105 220H104V219ZM87 219V221H86ZM90 219V220H89ZM97 219V220H96ZM100 219V221H99ZM210 216L207 218V221L210 220ZM54 220V221H53ZM109 220V222L107 221ZM222 220V221H221ZM70 221V222H69ZM84 223L85 225V232H82L79 234L77 229L74 227L76 223ZM90 221H92L90 223ZM107 221V222H106ZM219 224L221 226H218L217 228V238H223V242L221 244V249L223 252L228 253L233 252L232 245L230 244L232 242L233 237H243L246 240V245L248 249V254L246 259L242 261H238L239 257H237L234 260V264H249L250 262V255L251 252L255 249H258L260 247H264V232H260L259 228L264 225V209H262L258 215L253 219V220H244L242 223H234V221H230L226 218H220ZM227 221V222H226ZM230 221V223H229ZM246 221V222H245ZM67 223V224H64ZM88 222V223H87ZM252 222V223H251ZM22 222L18 223L17 230H13V236L12 239L9 240L8 238L3 240L0 239V248L2 249L1 254H0V264H33L30 261L29 258V253L25 251V249H22L23 247V239L24 241L27 240L28 235L25 233H22L19 230V226L21 225ZM53 223V224H52ZM57 223L59 225H57ZM91 225H90V224ZM209 226L211 224V221H208ZM234 223V224H233ZM47 224V225H46ZM64 224V225H62ZM107 224V225H105ZM232 224V225H231ZM65 225H67V230H68V235H62L63 230L65 229ZM94 225V226H93ZM104 225V226H103ZM189 227L186 228V226ZM192 225V226H191ZM227 225V226H226ZM230 227H229V226ZM236 225V226H235ZM247 225V226H246ZM42 226V227H41ZM45 226V227H44ZM53 228H52V227ZM55 226V227H54ZM60 226V228H59ZM62 226V228H61ZM235 226V227H234ZM253 226V227H252ZM48 227V228H46ZM51 227V228H50ZM174 227V225H173ZM172 225L168 227L162 228L163 233L166 235L167 240H168V245H165L164 243H156L153 242L151 244H143L144 240L148 237H151L154 235V233H149V232H143L142 234H136L133 233L131 234V242L132 246L140 249H147L153 246V257L155 264H227L225 263L224 259L220 255L212 254L211 251L207 250L206 245L208 243L207 238H202V236H197L196 234V225L195 223L191 224H181L178 225V227L173 228ZM194 227V228H193ZM234 227V228H233ZM44 230H43V229ZM57 230H56V229ZM64 228V229H63ZM169 228V229H165ZM177 228V229H176ZM179 228V229H178ZM222 228V229H221ZM228 228V229H227ZM240 228V231H237V229ZM60 229V230H59ZM88 229V230H87ZM99 229V230H98ZM171 229V230H170ZM173 229V230H172ZM184 229L186 232H184ZM220 229V230H218ZM258 229V230H257ZM47 230V231H46ZM97 232H96V231ZM180 232H177L179 231ZM191 230V231H190ZM243 230V231H242ZM245 230V231H244ZM51 233H50V232ZM87 231V232H86ZM100 231V233H99ZM166 231V232H164ZM174 233V236L169 234L170 232ZM233 231V232H232ZM237 231V232H236ZM17 232V233H16ZM20 232V233H19ZM45 232V233H44ZM53 232V233H52ZM60 232V233H59ZM184 234H183V233ZM176 233V234H175ZM230 233V234H229ZM242 233V234H240ZM23 234V235H22ZM144 234V235H143ZM182 234V235H181ZM226 234V235H225ZM232 234V235H231ZM236 234V235H235ZM239 234V235H238ZM15 235V236H14ZM55 235V236H54ZM116 236H120V232L115 233ZM136 235V236H135ZM148 235V236H147ZM185 235V236H184ZM192 235V236H191ZM225 235V236H224ZM234 235V236H233ZM262 235V236H261ZM19 239H17V237ZM22 236V237H21ZM91 236V237H90ZM124 236V235H123ZM121 235V237H123ZM180 237L177 239L176 237ZM188 236V237H187ZM190 236V238H189ZM223 236V237H221ZM233 236V237H232ZM146 237V238H145ZM192 237V239H191ZM227 237V238H226ZM22 238V239H21ZM54 238V239H53ZM58 238V240H57ZM67 238V239H66ZM170 238V239H169ZM183 238V239H182ZM186 238V239H185ZM189 238V239H187ZM197 238V239H196ZM15 239V240H13ZM97 239V240H96ZM175 239V240H174ZM38 240V241H37ZM57 240V241H56ZM170 240V241H169ZM175 241V242H171ZM178 240V241H176ZM180 240V241H179ZM184 240V241H183ZM228 240V241H227ZM14 241V242H13ZM94 241V242H93ZM103 243H102V242ZM136 243L134 244L133 243ZM187 241V242H186ZM200 241V243H199ZM206 241V242H204ZM38 242V243H37ZM65 242V243H64ZM178 242V243H177ZM193 242V243H192ZM204 242V244H203ZM228 242V243H227ZM5 243V244H3ZM11 243V244H10ZM17 243V244H16ZM64 243V244H63ZM69 243V244H68ZM173 243V244H172ZM177 243V244H175ZM187 243V244H186ZM251 243V244H250ZM258 243V244H257ZM263 243V244H262ZM20 246H19V245ZM99 244V245H98ZM103 244V245H102ZM172 244V245H170ZM202 244V245H201ZM250 244V245H249ZM261 244V245H260ZM96 245V246H95ZM143 245V246H142ZM176 245V246H175ZM179 245V246H177ZM182 245V247H180ZM186 245V246H185ZM258 245V246H257ZM263 245V246H262ZM4 246V247H3ZM6 246V247H5ZM13 246V247H12ZM102 248H101V247ZM142 246V247H139ZM171 246V247H170ZM190 246V247H189ZM201 248H200V247ZM229 246V247H228ZM8 247V248H7ZM157 247V248H156ZM174 247V248H172ZM176 247V248H175ZM178 247V248H177ZM188 247V249H187ZM204 247V248H202ZM19 248V249H18ZM161 248V249H160ZM165 248V249H164ZM228 248V249H227ZM253 248V249H252ZM12 249V250H11ZM106 249V250H105ZM160 249V250H159ZM170 249V250H169ZM172 249V250H171ZM187 249V250H186ZM200 249V251H199ZM204 251H203V250ZM18 250V251H17ZM109 250L111 252H109ZM167 250V251H165ZM175 250V251H174ZM180 250V251H179ZM186 250V252H185ZM189 250V251H188ZM227 250V251H226ZM179 251V252H178ZM208 251V252H207ZM74 252V251H72ZM94 252V253H93ZM161 252V253H160ZM170 252V253H169ZM190 252V253H188ZM196 254H195V253ZM201 252V253H200ZM240 252V251H239ZM242 252V250H241ZM108 253V254H106ZM183 253V254H182ZM200 253V254H199ZM14 254V255H13ZM163 256H162V255ZM174 254V255H173ZM186 254V255H185ZM190 254V255H189ZM195 254V255H194ZM25 255V256H24ZM168 255V256H167ZM173 255V256H172ZM178 255V256H177ZM16 256V257H15ZM220 256V257H219ZM6 257V258H5ZM111 257V258H110ZM156 257V258H155ZM159 257V258H158ZM168 257V258H167ZM172 257H174L172 259ZM178 257V258H177ZM181 257V261L180 258ZM193 257V258H191ZM16 258V259H15ZM162 259V260H161ZM171 259V261H170ZM184 261H183V260ZM220 259V260H219ZM4 260V261H3ZM14 260V261H12ZM160 260V261H159ZM165 260V261H164ZM193 260V261H192ZM170 261V262H168ZM177 261V262H176ZM195 261V262H194ZM211 261V262H210ZM248 263H247V262ZM20 262V263H19ZM119 262V263H118ZM158 262V263H157ZM160 262V263H159ZM210 262V263H209ZM219 262V263H218ZM241 262V263H240ZM232 263V264H233ZM230 264V263H228Z\"/></svg>",
    "mask_w": 264,
    "mask_h": 264
}]
</instances>
